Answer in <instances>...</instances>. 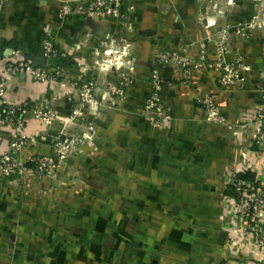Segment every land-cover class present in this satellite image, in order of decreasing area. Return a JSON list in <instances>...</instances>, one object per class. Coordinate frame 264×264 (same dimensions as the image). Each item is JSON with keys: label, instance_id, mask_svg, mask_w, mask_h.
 <instances>
[{"label": "crops", "instance_id": "0c3cea01", "mask_svg": "<svg viewBox=\"0 0 264 264\" xmlns=\"http://www.w3.org/2000/svg\"><path fill=\"white\" fill-rule=\"evenodd\" d=\"M82 1L90 0H9L0 10L2 99L23 109L27 140L18 154L26 164L47 154L53 142L55 149L57 137L74 134L72 112L81 84L109 80L102 88L111 90L119 71L101 73L95 64L105 58V37L115 31L116 43L126 37L133 54L122 58L120 68L132 69L123 109L113 105L97 114L101 136L83 148L79 163L56 161L55 175L32 181L25 191L16 177L0 181V264H261L253 233L242 234L247 222L233 213L227 184L230 174L241 172L252 176L256 188L264 186V138H251L264 114L258 93L264 88L263 38L255 33L245 44L253 73L244 91L218 87L212 68L194 72L188 84L176 67L160 70L171 120L155 126L141 110L154 54L188 44L196 54L210 34L199 18L206 3L128 0L119 9L133 7L130 21L56 15L63 3ZM239 1L241 9H251ZM48 37L56 55L46 60L41 43ZM205 49L213 59V44ZM25 53L42 59L49 72L45 81L7 71ZM203 94L214 95L232 130L206 121L197 102ZM110 97L105 104L111 107L116 97ZM39 106L54 112L50 128L33 118ZM14 133V122L0 126V155ZM258 221L264 224V215Z\"/></svg>", "mask_w": 264, "mask_h": 264}, {"label": "built area", "instance_id": "2783aa9c", "mask_svg": "<svg viewBox=\"0 0 264 264\" xmlns=\"http://www.w3.org/2000/svg\"><path fill=\"white\" fill-rule=\"evenodd\" d=\"M127 1L128 0H90L82 1L74 6H71L69 2H65L59 7L56 15L62 19L68 15L83 16L88 18H103L110 16L118 21L127 17L130 21L133 7L128 6L127 12L125 13H121L119 9L120 4ZM8 5V0H0V10L4 7H8ZM213 7H216V5H213ZM127 22V20H124V22L120 23L125 25L127 31H131V23ZM113 35H118V33L115 31L105 37L104 43L106 45L105 49L102 51L105 58L103 60H99V62L95 61V64L98 66V71L101 73H107L111 71L112 68L119 71L116 77L109 84L111 85L110 92H108L109 90L106 91L102 88L104 83L107 85L109 80H95L96 82L94 84L89 81L88 83H83L79 86V94L75 101L76 103L72 112V117L93 120V124H90L89 122L86 128L84 141L81 143L82 146L78 149L80 153L79 156H83V148L85 146H94L98 137L101 136L100 132L104 126L94 120L99 113L96 105L100 106L101 103L111 100L110 94H114L116 98L114 103L111 102V107L114 105L115 109L122 110V101L125 98L126 91L132 84V69H120L125 67L122 62V58L133 56L132 50H130V43L126 37L120 38L116 43ZM207 40H209V38H207ZM215 44L218 48V53L213 59H210L207 56L205 41L202 42L196 54H192L188 51L189 44L181 51L158 50L155 52L153 64L148 71L149 88L141 108L149 124L163 127L171 120L165 101L162 98V93L164 92L166 84L160 76V70L169 65L178 69L179 77L181 82L184 84H188L190 82L194 72L204 70L205 68H212L218 72L216 77V84L218 87L223 90H227L228 88L233 89V86L235 87V82H238V80L234 81L232 78V65L230 63L232 62L233 64V62H238V60L235 59L236 55L234 54V56H232V51L234 49L231 51L226 50V48H228L227 36L222 37L219 41H215ZM101 45L103 46V43ZM41 49L42 59L49 60L56 55L53 41L49 37L43 39ZM128 50H130V52H128ZM7 71L10 73L23 72L32 79L40 82L45 81L49 76V72L46 70V67L43 65L41 67L33 66L31 61L23 58L10 62L7 65ZM236 72L237 71L234 72L235 78H237ZM242 72L247 75L249 74V71L246 68H244ZM244 79H246V76H241V80ZM4 90L5 82L3 79H0V126H3L10 121L14 122L16 134H13L10 151L4 152L0 155V180L4 178L7 179L12 176L21 180L22 178H26L30 173H33L34 175L43 173L44 175V172H47L51 175V173H53L54 161L56 162V160L61 161L63 159H69L73 155V153H69L66 157V153L70 151L69 148L71 147L68 143L70 142L68 140L70 136H66L67 139H64L63 141H57L54 149V153L56 155L55 159L49 155L40 156L41 158L39 157L37 159L32 158L27 163L34 164V166L31 171L28 170L25 166L26 163L21 160L18 154L20 146L23 143V134L21 132L24 123V119L22 117L23 109L16 106H6L2 99ZM94 91H97L98 96L96 99L92 97V92ZM260 95L261 99L264 100V89L260 91ZM116 100L119 102L116 103ZM197 102L199 103L208 123L224 125L227 129L232 130L233 126L228 124L225 116L222 114L219 106L215 102L214 95L203 94ZM107 105L110 107L109 104ZM90 106H94V110L90 109ZM32 116L35 120L42 122L48 128L56 122L54 112L48 108H41L40 106L35 107L32 110ZM261 119V126L257 128L251 136L252 142L254 143H260V141L264 138V114ZM56 139H59V137ZM240 173L241 172L230 174L227 184L232 192L231 198L233 203V213L247 222L246 227L241 229L242 234L247 235L249 231L253 233L254 245L260 253L261 264H264V224L258 221L259 218L264 215V186L261 189H258L254 185V182L240 180L238 178ZM43 177L47 178L46 176Z\"/></svg>", "mask_w": 264, "mask_h": 264}, {"label": "rangeland", "instance_id": "374dc122", "mask_svg": "<svg viewBox=\"0 0 264 264\" xmlns=\"http://www.w3.org/2000/svg\"><path fill=\"white\" fill-rule=\"evenodd\" d=\"M9 1V0H8ZM202 3H206V5H204L203 7V11H199L200 15L199 18H202L203 20L205 19L204 22V27L207 30H210V34H208L206 36V40L205 43L208 44H213L214 46V53L212 54V56L215 58L217 56L218 53V48L216 47L215 41H219L222 37L227 36L228 38V48H226V50H232V56H234V54L236 55L235 59L238 60L237 63H234L232 65V72L231 75L233 80L236 81L238 80V82H235V87L233 86V89L228 88V91L230 93H237V91H244L245 89V82L250 80V78H252V66H251V60H250V50L248 47H246V42L248 43L249 38L252 36V34L258 33L259 36H261V38H263L264 41V0H244L243 3H246L249 5V8L251 7V9H241L240 6V1L239 0H204L201 1ZM213 5H216V7H213ZM131 6V5H129ZM209 9V11H207L206 13L204 12V10ZM198 14V13H197ZM157 15H159L158 17H160V13L157 10ZM113 18V17H111ZM123 33H126V31H124ZM128 34V33H127ZM207 38H209V40H207ZM206 44H205V48H206ZM264 44V43H263ZM263 58L262 60L264 61V49H263ZM230 68V67H229ZM244 68H246L249 71V74H244V72H242L244 70ZM237 71V78H235V74L234 72ZM241 76H246V79L241 80ZM92 84H94L96 81H91ZM239 89V90H237ZM264 89V88H258V93L260 95V91ZM110 92V91H108ZM97 91L92 92V97L94 99L97 98ZM110 101V100H109ZM112 101V100H111ZM260 101L263 103L264 105V100L261 99V95H260ZM105 103H101L100 106H97V111L100 113L101 110H105V109H114L113 107H109L107 104L103 105ZM92 110H94V106H90ZM95 107V108H96ZM80 120V117H74L72 120L71 125L73 126V131L74 134L70 133V138H68V140L70 142H68L70 144V148H69V152L66 153V157L69 155V153H73L71 159L73 160L74 158V164L79 163V147L82 146V142L84 141V134L86 133V128L88 126V123L90 122V124H93V120H85L83 119V122H78ZM40 122V121H39ZM41 124H43L42 122H40ZM44 125V124H43ZM70 125V126H71ZM69 126V125H67ZM46 128H48L47 126H45ZM67 128V127H66ZM64 132V128L61 129ZM101 130V129H100ZM61 131V132H62ZM23 134V139L22 141L25 142L27 140V136L25 135V133L23 131H21ZM15 134H16V130H15ZM67 134V133H66ZM63 137L59 139H56V143L58 140L63 141L64 139H67V137L65 135H62ZM13 138V136H12ZM72 140V142H71ZM55 142L51 143L50 145L54 147ZM11 147V146H10ZM50 147L51 149L49 150V152L47 154L44 155H49L51 156L53 159H55V153H54V148ZM10 151V148L8 150H6L5 152ZM41 155V156H44ZM40 157V156H39ZM38 157V158H39ZM41 158V157H40ZM37 159V158H36ZM66 160L69 159H63L61 160V162H65ZM57 162H60L59 160H56ZM55 164L56 162L54 161V166H53V173H47L44 172L45 174H36V175H32L30 176L29 174L27 175L26 178H22L21 180H19V178H16V182L18 184H22V186H24V189L22 188L23 191H25V188H29L32 185V181H36V180H43L46 176L47 178L51 177L52 175H55ZM26 166V164H25ZM26 168L28 170L31 171L32 167H27ZM28 171V172H30ZM50 171V170H49ZM58 174V173H57ZM13 178H15L14 176L10 177V178H4L0 181H6V180H13L15 181ZM46 187V186H45ZM28 191V190H27ZM264 211V210H263Z\"/></svg>", "mask_w": 264, "mask_h": 264}, {"label": "water", "instance_id": "95a60500", "mask_svg": "<svg viewBox=\"0 0 264 264\" xmlns=\"http://www.w3.org/2000/svg\"><path fill=\"white\" fill-rule=\"evenodd\" d=\"M24 58L31 61L33 66L41 67L43 65L41 58L34 57L30 55L29 53H25Z\"/></svg>", "mask_w": 264, "mask_h": 264}, {"label": "trees", "instance_id": "16d2710c", "mask_svg": "<svg viewBox=\"0 0 264 264\" xmlns=\"http://www.w3.org/2000/svg\"><path fill=\"white\" fill-rule=\"evenodd\" d=\"M26 166L27 167H33L34 166V164H31V163H28V164H26ZM238 178L240 179V180H248V181H250V182H254V179L252 178V176L248 173V174H243V175H238ZM255 185V184H254ZM256 186V185H255ZM230 191H231V189H230ZM231 196H232V192H231Z\"/></svg>", "mask_w": 264, "mask_h": 264}, {"label": "bare ground", "instance_id": "6f19581e", "mask_svg": "<svg viewBox=\"0 0 264 264\" xmlns=\"http://www.w3.org/2000/svg\"><path fill=\"white\" fill-rule=\"evenodd\" d=\"M54 124V123H53Z\"/></svg>", "mask_w": 264, "mask_h": 264}]
</instances>
